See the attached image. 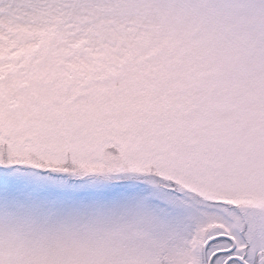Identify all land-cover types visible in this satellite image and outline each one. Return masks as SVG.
Wrapping results in <instances>:
<instances>
[{
	"label": "snow or ice",
	"instance_id": "obj_1",
	"mask_svg": "<svg viewBox=\"0 0 264 264\" xmlns=\"http://www.w3.org/2000/svg\"><path fill=\"white\" fill-rule=\"evenodd\" d=\"M0 264H264V0H0Z\"/></svg>",
	"mask_w": 264,
	"mask_h": 264
}]
</instances>
